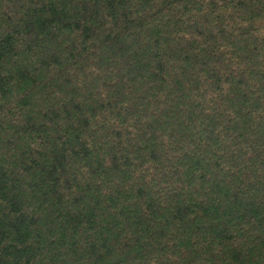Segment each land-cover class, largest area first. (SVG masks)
<instances>
[{
  "label": "trees",
  "instance_id": "1",
  "mask_svg": "<svg viewBox=\"0 0 264 264\" xmlns=\"http://www.w3.org/2000/svg\"><path fill=\"white\" fill-rule=\"evenodd\" d=\"M0 264H264V0H0Z\"/></svg>",
  "mask_w": 264,
  "mask_h": 264
}]
</instances>
